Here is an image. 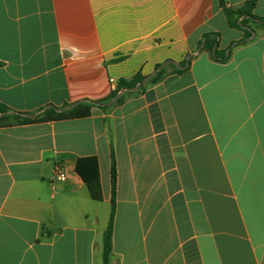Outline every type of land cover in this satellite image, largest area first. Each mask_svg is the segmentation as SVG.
<instances>
[{"label": "crops", "instance_id": "0c3cea01", "mask_svg": "<svg viewBox=\"0 0 264 264\" xmlns=\"http://www.w3.org/2000/svg\"><path fill=\"white\" fill-rule=\"evenodd\" d=\"M249 29L244 40L218 0H0V103L13 111L102 100L111 79L192 55L87 118L0 128V264H102L112 155L111 264H264V26ZM208 34L226 60L204 50ZM88 156L100 202L76 172Z\"/></svg>", "mask_w": 264, "mask_h": 264}, {"label": "trees", "instance_id": "16d2710c", "mask_svg": "<svg viewBox=\"0 0 264 264\" xmlns=\"http://www.w3.org/2000/svg\"><path fill=\"white\" fill-rule=\"evenodd\" d=\"M222 7L228 24L232 28L240 29L244 32V40L252 37V30L249 29V22L257 21L264 26V18L254 14L256 7V1L250 0L244 4L241 8H230L226 6L225 0H218ZM212 38V39H211ZM243 40V41H244ZM218 40L213 38L211 34L206 36V42L204 50H208L214 54V56L224 61L228 58L227 51L218 50ZM191 60V59H190ZM185 65L186 59L176 63ZM175 63H171L173 68L170 72L180 73L185 71L183 68H179ZM160 65V64H159ZM157 65L156 68L159 66ZM167 67H163L158 72L153 74L145 85H142L137 91H125L124 94L113 104L107 105L109 102L117 98L119 92L124 88H134L140 82H142L147 76L137 73L133 77L126 79L122 78L118 81L116 89L112 90L110 95L102 100H82L75 104H66L62 107L49 106L38 111L36 114H30L25 112L13 111L7 106L0 103V128L12 127L16 125H25L39 122H50L60 120H74L83 119L91 115L94 107H100L104 110L122 103L128 96L138 94L145 90L148 86L159 83L168 73H170ZM37 115V117H33ZM76 172L85 183L89 195L93 201L100 202L103 200V192L100 178V167L98 158L95 156L81 157L76 163ZM116 161L112 155L111 162V211L109 216L108 225L104 233L103 239V261L102 264H111V257L113 254V232H114V220L116 214Z\"/></svg>", "mask_w": 264, "mask_h": 264}, {"label": "water", "instance_id": "95a60500", "mask_svg": "<svg viewBox=\"0 0 264 264\" xmlns=\"http://www.w3.org/2000/svg\"><path fill=\"white\" fill-rule=\"evenodd\" d=\"M230 50H228V52H229ZM191 56L192 55H187V58H186V64L185 65H181V64H176L175 62H173V61H166V62H164V63H162V64H160L150 75H148L142 82H140L136 87H134V88H124V89H122L120 92H119V94H118V96H117V98L116 99H114L113 101H111V102H109L107 105H111V104H113V103H115L123 94H124V92L125 91H137L142 85H145L147 82H148V80H149V78L153 75V74H155L156 72H158L160 69H162L163 67H165V66H167V65H169V64H171V63H175L179 68H183V69H187L189 66H190V58H191ZM76 106V104L73 106V107H75ZM33 117H37V115H35V116H33Z\"/></svg>", "mask_w": 264, "mask_h": 264}, {"label": "built area", "instance_id": "2783aa9c", "mask_svg": "<svg viewBox=\"0 0 264 264\" xmlns=\"http://www.w3.org/2000/svg\"><path fill=\"white\" fill-rule=\"evenodd\" d=\"M110 81L113 84L114 89H116L117 84H118L117 81L115 79H111ZM66 177H67V174L65 170L61 168L60 166L56 167V178L59 179L60 181H65Z\"/></svg>", "mask_w": 264, "mask_h": 264}]
</instances>
